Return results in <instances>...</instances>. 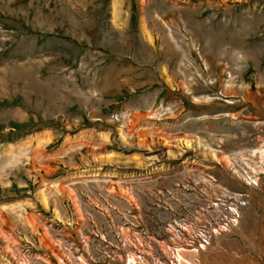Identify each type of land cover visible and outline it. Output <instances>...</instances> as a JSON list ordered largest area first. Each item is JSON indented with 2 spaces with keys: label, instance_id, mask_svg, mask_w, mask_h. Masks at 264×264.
Listing matches in <instances>:
<instances>
[{
  "label": "rangeland",
  "instance_id": "1",
  "mask_svg": "<svg viewBox=\"0 0 264 264\" xmlns=\"http://www.w3.org/2000/svg\"><path fill=\"white\" fill-rule=\"evenodd\" d=\"M0 264H264V0H0Z\"/></svg>",
  "mask_w": 264,
  "mask_h": 264
}]
</instances>
